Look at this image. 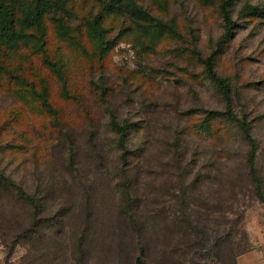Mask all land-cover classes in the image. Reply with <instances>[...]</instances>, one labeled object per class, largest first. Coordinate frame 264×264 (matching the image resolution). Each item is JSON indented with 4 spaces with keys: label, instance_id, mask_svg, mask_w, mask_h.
I'll list each match as a JSON object with an SVG mask.
<instances>
[{
    "label": "rangeland",
    "instance_id": "obj_1",
    "mask_svg": "<svg viewBox=\"0 0 264 264\" xmlns=\"http://www.w3.org/2000/svg\"><path fill=\"white\" fill-rule=\"evenodd\" d=\"M108 1L63 0L32 21L15 11L22 37L0 43V165L70 227L66 243L81 248L66 264H134L126 221H159L147 207H179L174 161L194 173L223 149L230 170L244 164L250 145L222 115L209 55L254 139L264 190V0L232 2L222 46L225 0H121L119 12L97 16ZM110 116L126 120L130 155L119 156ZM242 221L237 264H264L256 196L245 198Z\"/></svg>",
    "mask_w": 264,
    "mask_h": 264
},
{
    "label": "trees",
    "instance_id": "obj_2",
    "mask_svg": "<svg viewBox=\"0 0 264 264\" xmlns=\"http://www.w3.org/2000/svg\"><path fill=\"white\" fill-rule=\"evenodd\" d=\"M60 1L63 0H0V43L8 45L22 37L21 30L14 25L15 11L32 21L49 12ZM233 1L225 0L220 4L224 32L219 46L227 42L232 33L234 22L229 8ZM120 9L121 0H109L97 16L104 10L117 13ZM212 59L209 55L205 63L224 101L222 115L238 128L242 138L250 145L248 157L243 165L233 169L234 173L230 170L229 158L221 155L223 149L210 157L208 162L198 165L194 173L184 160L174 161L173 168L180 172L176 187L179 207L174 211L161 205L147 207L150 220L159 221H139L136 227L133 224L131 227V221H126L130 235L131 230L135 233L137 250L134 264H237L236 258L246 251H241L240 247L246 237L242 221L245 198L253 195L264 203V190L254 165V139L246 122L234 113L228 80L216 75ZM109 128L116 134L115 145L119 156L130 155L126 120L119 122L110 116ZM222 137L217 135L214 140H222ZM173 147L178 149L177 144ZM134 156L131 150V160ZM175 176L173 173L171 177ZM42 184L47 186L46 181ZM150 195L158 197L163 194L160 189H154ZM45 197L37 198L0 165L2 264H66L68 256L76 255L81 248L78 244L75 250L72 244L66 243L64 237L70 227L63 221H55L61 215L50 216L52 212ZM191 198L197 202L198 208H192ZM229 214L231 216L227 217ZM82 234L84 231L80 230V236ZM19 246L25 252L18 260H12Z\"/></svg>",
    "mask_w": 264,
    "mask_h": 264
}]
</instances>
